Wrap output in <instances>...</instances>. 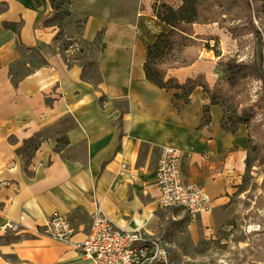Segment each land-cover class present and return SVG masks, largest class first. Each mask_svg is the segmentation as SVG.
Instances as JSON below:
<instances>
[{"label":"crops","instance_id":"crops-1","mask_svg":"<svg viewBox=\"0 0 264 264\" xmlns=\"http://www.w3.org/2000/svg\"><path fill=\"white\" fill-rule=\"evenodd\" d=\"M156 1L71 0L70 15L44 23L54 13L47 0H0V264H88L42 225L66 215L80 239L96 203L121 227H155L162 214L154 170L163 146L181 150L183 179L210 198L211 210L200 214L205 225L241 182L246 128L223 129L222 106L201 86L182 106L178 90L145 77L146 46L162 23ZM80 41L88 48L81 51ZM21 48L41 60H27L14 77ZM198 74L212 87L222 71L197 59L169 68L165 79L183 83ZM32 138L38 145L27 153L22 147Z\"/></svg>","mask_w":264,"mask_h":264},{"label":"rangeland","instance_id":"rangeland-1","mask_svg":"<svg viewBox=\"0 0 264 264\" xmlns=\"http://www.w3.org/2000/svg\"><path fill=\"white\" fill-rule=\"evenodd\" d=\"M162 3L177 8L182 0L156 1L158 10L165 14ZM193 3L197 21L184 28L187 36L174 37V51L157 61V67L162 70L170 64L203 59L215 61L216 68L221 69L218 59L231 56L259 64L258 75L247 76L231 86L224 82L223 73L212 87L203 74L194 77L197 83L207 85L212 99L222 105L228 126L242 121L238 126L242 124L247 130L249 168L228 195L227 202L215 211L211 226L203 223L200 214L170 207L160 209L162 221L155 227L143 229L161 239L164 245L166 260L158 259L153 264H264V162L258 158L264 145V0H250V12L242 0H194ZM64 9V6L53 9V15L43 22H60ZM251 23L262 32L260 41ZM19 27L17 23L16 29ZM169 28L162 22L158 33ZM59 41L68 46L65 38L60 37ZM78 43L81 51L88 48L87 42ZM94 44L99 46L100 35ZM21 51L14 77L27 70L24 66L27 60L34 63L41 60L33 51L24 48ZM79 57L84 58L85 53ZM256 101L263 107H254L249 116H243L241 106ZM36 142L37 138H32L22 149L29 153Z\"/></svg>","mask_w":264,"mask_h":264},{"label":"built area","instance_id":"built-area-1","mask_svg":"<svg viewBox=\"0 0 264 264\" xmlns=\"http://www.w3.org/2000/svg\"><path fill=\"white\" fill-rule=\"evenodd\" d=\"M182 159L179 148L170 145L161 147L154 170L158 206L179 208L192 215L211 210V200L203 188L183 179ZM11 225L8 223V226ZM42 232L71 245L88 264H153L158 259L166 260L161 239L154 238L143 228L121 227L99 203L90 213L88 230L82 238H74L76 228L63 214L50 216L42 225Z\"/></svg>","mask_w":264,"mask_h":264},{"label":"trees","instance_id":"trees-1","mask_svg":"<svg viewBox=\"0 0 264 264\" xmlns=\"http://www.w3.org/2000/svg\"><path fill=\"white\" fill-rule=\"evenodd\" d=\"M56 0H48L50 7L55 10H59L62 6L65 7L63 11V17L70 15L69 5L71 0H57L55 5L53 2ZM245 7L250 12L251 10V3L250 0H242ZM194 0H182V3L177 7L173 8L170 5H166L162 3V6H164L165 14L161 13L157 6L154 4L153 12L156 15L158 19H160L162 22H165L169 25L168 31H160L156 34L154 40L151 43H148L146 46V60L143 65V69L145 72V77L150 82L156 84L157 86L165 89H176L178 91L173 93V97L176 99L182 98L181 105H185L189 102V94L192 91V89L196 86H201L202 90L206 92L209 97L211 103H218L216 100L212 99V96L210 95V91L207 85L205 84H199L195 81V78H188L185 82L180 83L175 78L169 77L165 79L166 76V70L168 68H174V67H180L191 64L195 59H191L189 61L170 64L166 66L164 69L160 70L159 66L157 67V61L164 58L166 55H168L170 52L174 51V37L177 38L180 36H187L188 32L184 29L186 26H189L197 21L196 17V10L194 7ZM36 4L39 5L40 2L36 1ZM62 17V18H63ZM61 18V19H62ZM251 22V20H250ZM47 23V22H46ZM59 23V22H58ZM253 32L259 39V41L262 38V32H260L258 29H256L253 26ZM16 23L14 22H4L3 27L4 28H11L12 30L16 29ZM61 31H58L55 38L60 39ZM190 34V33H189ZM70 42L67 44L69 45ZM63 47L67 48V46L63 45ZM216 55H219L216 53ZM218 64L221 66V71L224 75V82L228 85H234L239 80L250 76V75H258L259 74V64L253 60V61H244L239 60L236 57H227V58H219ZM220 106H222L220 103H218ZM254 107H263V105L260 102H254L249 105L241 106V114L243 116H249L251 112H253ZM223 108V107H222ZM224 114L225 110L223 108ZM204 122L208 121V107H204ZM262 112L264 113L263 109ZM223 114L221 119V127L229 132H234L238 128V124L241 123V120H238L235 125L228 126L226 123V117ZM38 145V142L33 146V148H36ZM260 162H264V145H262V151L259 155ZM249 168V162H248V156L246 158V171Z\"/></svg>","mask_w":264,"mask_h":264}]
</instances>
